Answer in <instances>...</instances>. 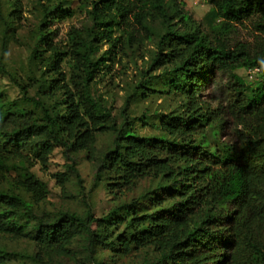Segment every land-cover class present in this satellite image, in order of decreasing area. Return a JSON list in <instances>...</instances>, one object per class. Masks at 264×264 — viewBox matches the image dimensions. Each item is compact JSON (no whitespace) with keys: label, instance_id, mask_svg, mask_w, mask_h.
Listing matches in <instances>:
<instances>
[{"label":"trees","instance_id":"trees-1","mask_svg":"<svg viewBox=\"0 0 264 264\" xmlns=\"http://www.w3.org/2000/svg\"><path fill=\"white\" fill-rule=\"evenodd\" d=\"M81 1L92 24L70 28L62 51L52 41L51 22L73 10L63 0H37L40 20L29 58L39 76L31 75V82L7 68V41L2 44L0 77L8 76L20 96L9 99L0 91V239L29 238L36 248L30 264H51L61 255L76 259L77 240L96 252L93 264L103 263V250L127 255L148 245L157 256L145 264H264V0H204L210 8L200 21L181 0ZM21 7L20 0H0L6 31L15 33ZM112 32L124 47L155 35L152 69L168 64V81L183 93L184 110L165 116L157 135L140 136L128 117L117 125L91 92L99 64L108 60L97 43ZM67 56L78 64L68 79L60 73ZM254 68L253 84L235 72ZM217 71L228 78L226 113L235 128L231 141L209 147L206 127L221 125L225 116L198 96L199 83ZM104 130L116 137L97 170L109 180V194L120 199L145 178L159 193L142 196L147 207L133 198L100 218L88 209L42 210L48 190L30 169L46 167L58 146L65 155L90 150L95 133ZM57 177L64 184L66 177ZM23 255L0 248V264H26Z\"/></svg>","mask_w":264,"mask_h":264},{"label":"rangeland","instance_id":"rangeland-1","mask_svg":"<svg viewBox=\"0 0 264 264\" xmlns=\"http://www.w3.org/2000/svg\"><path fill=\"white\" fill-rule=\"evenodd\" d=\"M20 1L21 15L14 22L15 33L10 29L6 31L5 26L0 22V54L3 42L7 41L4 58L7 68L21 82L29 83L31 81L28 78L31 75L39 76L38 68L29 57L35 42L34 31L39 25L40 6L37 0ZM181 1L183 9L195 21H200L210 8L204 0ZM63 4L64 7L71 8L73 14L64 19H56L55 15V19L51 22V29L54 31L52 41L60 50L67 51L70 28L90 27L92 23L81 0H63ZM8 10L9 7L4 3L3 17ZM155 27L157 34L162 32L158 23ZM117 36V32H112L97 43L98 54H104L108 60L104 62L105 65L99 64L100 69L96 73L91 92L105 102L117 125L123 124L128 117L132 128L140 136L157 135L161 132L159 125L165 116L184 110L183 93L168 81L172 74V68L168 64L152 69L154 56L158 52L155 35L151 40L145 39L143 43L128 47L116 42ZM242 36L248 37L247 32L243 31ZM77 65L67 56L60 65L61 75L66 79L70 78ZM235 72L249 84L257 80L255 70L238 69ZM199 85L198 96H201L204 102H210L213 107L219 108L225 116L221 125L212 123L206 127L208 146H221L232 140L235 128V124L226 113L227 98L230 94L227 75L219 71L214 72L209 74L207 84L206 79H203ZM0 91L9 99L20 96L19 88L8 76L0 77ZM29 94L36 96V89L30 88ZM115 138V134L110 130L97 132L90 150L70 152L65 155L64 148L58 146L49 156L46 167L40 164L32 167L30 171L46 184L48 190L40 208L51 213L58 209H66L79 214H83L88 209L94 217L100 218L124 202L128 204L133 198L142 200L143 195L158 194L156 182L150 178L141 180L134 190L121 196L120 199H115L109 194L107 190L109 180L98 175L97 170L104 154L114 147ZM69 165H72L73 169L68 168ZM59 173L66 177L64 184L57 179ZM147 201H140L139 208L147 207L145 205ZM122 229L123 227L119 230ZM0 248L24 254L22 259L26 264H30L29 255L36 251L33 242L27 237L15 240L0 239ZM72 249L76 250V259L61 255L55 257L51 264H77L84 259L87 264H93L91 256H95L96 252L87 250L82 241H75ZM156 256L157 250L152 245L139 247L127 255L110 254L107 250L100 252V258H103L102 264H145L147 260H152ZM11 262L16 263V261Z\"/></svg>","mask_w":264,"mask_h":264},{"label":"built area","instance_id":"built-area-1","mask_svg":"<svg viewBox=\"0 0 264 264\" xmlns=\"http://www.w3.org/2000/svg\"><path fill=\"white\" fill-rule=\"evenodd\" d=\"M252 70H255V71H257V69H256V68H254V69H252Z\"/></svg>","mask_w":264,"mask_h":264}]
</instances>
